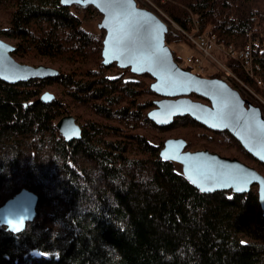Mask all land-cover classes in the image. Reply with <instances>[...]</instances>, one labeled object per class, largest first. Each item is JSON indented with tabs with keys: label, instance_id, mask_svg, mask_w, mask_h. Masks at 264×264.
I'll return each instance as SVG.
<instances>
[{
	"label": "trees",
	"instance_id": "obj_1",
	"mask_svg": "<svg viewBox=\"0 0 264 264\" xmlns=\"http://www.w3.org/2000/svg\"><path fill=\"white\" fill-rule=\"evenodd\" d=\"M162 9L185 32L213 35L226 47L257 41L254 64L264 79V0H167ZM101 20L92 6L0 0V39L13 47L14 60L58 72L0 81V206L22 189L38 198L23 232L0 226V264H264L257 187L205 194L162 150L167 140L182 139L186 150L241 159L263 177L264 165L227 132L190 117L166 128L150 121L161 100L153 80L102 64L105 32L86 28ZM180 42L167 31L169 49ZM170 51L179 65L183 59ZM227 65L244 78L238 65ZM44 93L54 100L44 103ZM65 116L80 128L78 140L59 134Z\"/></svg>",
	"mask_w": 264,
	"mask_h": 264
},
{
	"label": "water",
	"instance_id": "obj_2",
	"mask_svg": "<svg viewBox=\"0 0 264 264\" xmlns=\"http://www.w3.org/2000/svg\"><path fill=\"white\" fill-rule=\"evenodd\" d=\"M65 7L92 6L102 16L98 29L105 32L102 64H116L134 76L148 75L151 91L161 98L148 118L159 128L173 120L190 117L212 132H227L253 159L264 165V118L259 108L246 105L239 93L218 79L198 77L178 67L165 43L166 26L153 14L138 9L133 0H60ZM13 47L0 39V81L14 85L58 76L57 70L18 63ZM196 95L207 104L195 102ZM44 103L54 100L44 93ZM56 128L66 141L80 138V128L72 116L61 118ZM182 139H169L162 150L164 159L180 165L184 176L205 194L232 191L247 194L257 187L258 202L264 212V177L237 159L221 157L207 150L189 151ZM38 198L22 189L0 206V226L20 234L36 217ZM18 229V230H17Z\"/></svg>",
	"mask_w": 264,
	"mask_h": 264
},
{
	"label": "built area",
	"instance_id": "obj_3",
	"mask_svg": "<svg viewBox=\"0 0 264 264\" xmlns=\"http://www.w3.org/2000/svg\"><path fill=\"white\" fill-rule=\"evenodd\" d=\"M133 2L138 9L150 12L157 17L166 26L167 31L180 36L191 48L193 47L199 51V55L183 59L178 65L179 68L182 69L188 67L192 74L204 76L208 75V72H204L205 67L207 66L206 64L209 65L207 66L209 69H212L211 67L214 66L216 68L214 70L215 73L211 72L210 75H217L216 79L224 82L231 89L237 91L245 102L248 104H252L251 101L262 102L260 96L251 89V87L256 88V86H262V81L258 75L260 67L254 64L253 56V49L258 44L257 41L249 40L248 43L239 50H236L233 47L225 49V45L222 42H218L213 35L204 33H187L180 28L162 9V6L167 0H133ZM260 45L261 50L264 53V36L261 38ZM218 48L222 49L221 52H223V57H225L227 61L239 66L244 74V78H241L233 68L227 65H221L215 58H213L212 53L218 50ZM249 76L256 79L257 85L249 83ZM255 107L259 109L261 108L259 105H255Z\"/></svg>",
	"mask_w": 264,
	"mask_h": 264
},
{
	"label": "rangeland",
	"instance_id": "obj_4",
	"mask_svg": "<svg viewBox=\"0 0 264 264\" xmlns=\"http://www.w3.org/2000/svg\"><path fill=\"white\" fill-rule=\"evenodd\" d=\"M100 23V22H99ZM99 23H95V22H90V23H87L86 24V28L89 30V31H92V32H96L97 28H98V25ZM204 34H207V33H204ZM224 48H228L226 46H224ZM170 50H172L177 56L181 57L182 59H186L188 57H191V56H197L199 55V51L196 50L195 48H191L187 43L184 42H180L179 44H172L170 46ZM221 48H218V50L214 51L212 53V56L213 58H215L221 65H227V61L225 57H223V52H221ZM16 61V60H15ZM232 63V62H230ZM207 66H209L208 64H206ZM44 66V65H43ZM205 67V73L208 72V75H204V76H217V75H210L211 72L215 73L214 70L216 69L214 66H212L211 68L212 69H209L208 67ZM228 66V65H227ZM48 67V66H47ZM207 68V69H206ZM232 68V67H231ZM225 71V70H224ZM195 75V74H194ZM260 80L262 81V86L261 87H257L254 88V87H251V89L260 96L261 98V101L262 102H259V101H251L252 104H249L253 107H255V105H259L261 108V112L264 116V79H262V77H259ZM248 81L250 84H256V79L249 76L248 77ZM257 85V84H256ZM244 96V95H243ZM242 96V97H243ZM193 101V100H192ZM250 102V101H249ZM202 103V102H200ZM204 104V103H202ZM255 104V105H254ZM211 153V152H210ZM216 154V153H215ZM220 156V155H219ZM222 157V156H221ZM227 158V157H226ZM232 159V158H230ZM233 159H236V158H233ZM238 161L244 163V164H248L247 162L241 160V159H237ZM249 165V164H248ZM252 168V167H251Z\"/></svg>",
	"mask_w": 264,
	"mask_h": 264
},
{
	"label": "snow or ice",
	"instance_id": "obj_5",
	"mask_svg": "<svg viewBox=\"0 0 264 264\" xmlns=\"http://www.w3.org/2000/svg\"><path fill=\"white\" fill-rule=\"evenodd\" d=\"M18 230V229H17Z\"/></svg>",
	"mask_w": 264,
	"mask_h": 264
}]
</instances>
